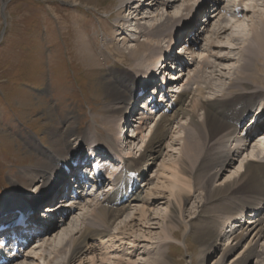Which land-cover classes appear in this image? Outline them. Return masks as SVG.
<instances>
[{"label":"bare ground","instance_id":"obj_1","mask_svg":"<svg viewBox=\"0 0 264 264\" xmlns=\"http://www.w3.org/2000/svg\"><path fill=\"white\" fill-rule=\"evenodd\" d=\"M118 1L120 3L119 8H126L129 12L128 14L131 16L127 20L133 21L141 13L140 11L145 13L144 11L148 9V16L142 18L152 17L154 21H157L156 17L158 14L156 13L158 10H166L170 3H172L171 7H174L175 10V5H179L178 2L180 0ZM206 1L209 4L211 3L209 7L213 10L208 15V22L216 17L218 18L217 21H219L222 17L218 14L220 1ZM256 1L251 8L244 6L243 10L241 9V14L244 15L245 12H249L252 8H255ZM207 2L204 3L206 4ZM240 2L242 3L244 0ZM197 3H200V0H194V4L187 5L183 10L179 9L182 7V4H180L177 11L175 10V15L172 16L168 13L161 14L162 17H159L160 21L149 25L140 23L138 20L131 24L134 25L133 28L138 37H123L117 40L121 44L117 48V51L121 54L120 58L124 63L129 64V66L126 68H119L117 65L111 67V71L108 74L110 80L108 87L105 88V97L107 98L104 99V105L97 110V114L93 118L94 123L89 128L91 130L82 131L73 125V123H66L61 131L67 136H72L71 138L76 139L73 144L66 138L63 141L62 139L53 141L52 148H49L50 150L43 156L44 160L40 161L37 165L26 167L23 171L24 175L29 179V184L27 183L29 186L25 190H29L33 185H36L33 191L29 192L25 197L23 196V200L40 205L42 204L41 202H50L58 190H60V185H55L54 178L61 176L63 171L61 166L69 163L74 158V155L82 156L85 154L87 144L89 146L94 142L97 143L98 147H106L107 150L112 151L111 156L107 157L109 160L117 156V160L112 161L116 167L111 170L108 176V178L113 176V180H108V188L106 190L98 188L96 191L91 192L93 194L90 197L86 198L79 192V198L76 200L67 198L66 201H63L59 205L57 203L49 204L44 208V212H53L50 217L45 216L47 217L45 222H50L47 225V229L57 224H62L59 223L61 219L63 222L68 216H73L75 213L73 210L90 208L79 219L82 226L74 228V230L73 228L69 229V234L66 237L67 251L69 252L67 257L68 264H170L167 251L170 248L171 242L180 243L187 249L186 241H180V239L178 240L175 237V228L178 226L177 223L180 222L179 220L183 214L181 202L184 199L182 195L181 200L180 192L185 193L186 190L183 187H192L191 184L193 182L196 183V185H194L195 183L193 184V192L198 191L201 185L200 187L204 194L201 199L203 201L201 204L203 207L201 211V223L198 229L192 233L199 245L198 253L200 259L204 262L205 258L209 256V252L217 247L218 239L222 240L226 238L225 246L221 249L217 259L212 264H221L225 256L238 246L241 249H239L238 254L228 264H248L250 258H252L251 260L255 259L254 264L264 262V212H262V202H264V180L262 179L264 175V157L260 156L263 153L262 151H264V121L261 119L264 116L263 101L258 106L261 110L257 113V124L245 133L241 130L236 133L237 124L242 120L244 114L248 113L256 102V99L261 98L264 100V15H261V13L254 14L255 16L250 20L252 22L249 29L250 36L246 41V45H244V49H242L243 56H240L243 57V62L238 68H233L232 78L222 83V89H218L220 92L218 91L213 96H209L205 92V89L208 87H210V90L214 89L212 81L214 76H211L210 84L206 86L200 79L199 74L196 73L197 71L193 72L192 75L189 72L190 66L195 62L194 55L196 52L190 51V44L193 45L195 41L192 34L197 35L196 31L193 32L195 11H197V8L200 10L204 7L202 3L198 5ZM4 5L5 0H3L1 10H3ZM144 7L145 10L143 9ZM122 20L126 21L125 19ZM214 26L212 28L214 40L207 41L208 55L199 61L200 71L202 72L203 68H210L211 74H214L218 70V65L209 59L210 56L215 58V60H222L217 53H212L211 49L219 47V45H216L215 40L227 30L225 26ZM216 26L218 27L216 28ZM129 30H132V28ZM117 31H120L117 34L122 36L128 29H126V26H118ZM184 33L185 36L179 46H186L183 49V53L188 52V55L193 60L192 62L185 61L182 57L173 60L171 55L168 56L164 52L168 48H172L173 43L180 41L181 35ZM188 35L192 36L189 37V40H186ZM229 38L239 40L237 34L231 33ZM128 43L130 44L127 45ZM222 47L220 46V48ZM231 52L232 50L228 51L227 55ZM154 59L156 62L158 60L162 62L161 72L169 61H171L172 65L181 68H177L178 76L174 74L170 76V73H168L169 82L163 78L165 84L172 82L173 84L170 86L174 88L181 87V90H179V93L173 99L175 108L171 114L159 113L158 118L153 124L154 127L151 128L150 126L148 134L144 136L142 133L144 131L143 127L149 124L151 117L149 115L140 116L136 113L135 118L129 119L131 122L126 117L129 106L135 102L133 98L137 89L136 78L144 76L145 80L143 79V84L145 85L151 83L152 78H154V75H152ZM196 64L198 65V62ZM184 71H187L189 74L187 75L186 73L185 75ZM223 77L226 79L227 76L223 75ZM186 78L188 79L186 80ZM165 93V98L169 101L167 95L169 93L166 91ZM169 95L171 97L174 96ZM199 111H201V119L196 118ZM255 112H258V110H255ZM178 118L179 121L182 118H189L188 126L180 125L181 128L187 129L183 145L179 150L182 158L180 161L199 151L198 154H201L200 161L203 166L200 165V167L202 169L200 167L196 170L194 169L196 161L199 158L197 155V158L190 156V159H187V161L192 162L190 165L192 168H190L191 170L189 169L190 174L187 177L183 174L186 168L179 167L180 163H166L167 161L163 164L161 163L164 169V177H157L156 180L158 182L153 183V187H147L144 191V196H140L139 194L142 192L141 186L136 187L138 191L129 199V205L130 202H139V207L136 209L135 204L132 205L130 207L131 211L133 209H136V211L126 215L129 220L126 219L127 221H124L117 228V232H111L110 227L112 223L127 209L122 204L115 205V193L109 191L113 182L119 181L123 176L122 170L118 169L119 164L123 163L122 167L127 171L133 170L146 157L147 159L143 164L144 167L141 168L138 175L143 180L150 170V164H152L149 160L150 156L157 160L163 154L161 149L163 144L162 148L172 147V144L168 142V135L172 129V124ZM122 120H124L123 123H121ZM248 124L251 125L249 121ZM97 126L100 129L108 128L109 133L105 131L106 134H102ZM125 126L131 129V134H128L129 132ZM118 127L122 130L123 142L127 144L125 147L117 143L118 135L114 132ZM112 128L114 129L113 133ZM190 130H193V132ZM259 135L261 136L260 141L258 143L255 142L256 145L250 144ZM198 137L201 139L200 143H198ZM137 146L139 147L138 149ZM248 146H253L251 151L253 158L247 155L246 148ZM242 151L246 155L243 172L239 173L235 171L237 174H233L226 182L214 185L213 183L216 181L219 171L224 169L225 164H232L236 158L240 157L243 153ZM192 158L195 160H192ZM117 170L120 171L118 172ZM146 184L148 183L145 181L144 186ZM22 187V185H19L17 189L22 190ZM166 191L168 193H165ZM170 197L175 200L179 209ZM7 199L9 203L12 200H18ZM155 201L158 204L165 205L163 207H156L157 205H155L159 216L160 212L164 215L160 216V221L157 219V222L150 223L153 218L150 217L149 208H152ZM5 202L6 200L0 202L1 212L8 211L12 207L14 209L13 204L3 205ZM221 213L224 215H221ZM244 213L247 220L243 224L236 226L239 221L234 223V221L232 222V218L235 219L234 216ZM71 222H68V224H71ZM149 223L157 224L156 228H159L161 232L157 234L153 233L150 228L155 227L148 228L147 226H151ZM66 226L68 225L66 224ZM233 227L235 228L231 230ZM47 229L40 230L38 234L34 235L41 242L40 247L52 245V242L56 241L55 238L57 236L63 240L64 237L60 233L53 232L51 234L45 232ZM61 231H65L66 233V228H61ZM74 231L77 235L73 233ZM96 239L98 240L96 241ZM60 251L64 252L66 250L60 249ZM34 252L27 250L21 256L23 262L17 260L9 264H36L37 257L42 258L43 253L41 252L40 256L35 257ZM84 260H86V263H81Z\"/></svg>","mask_w":264,"mask_h":264},{"label":"rangeland","instance_id":"obj_2","mask_svg":"<svg viewBox=\"0 0 264 264\" xmlns=\"http://www.w3.org/2000/svg\"><path fill=\"white\" fill-rule=\"evenodd\" d=\"M246 1L248 0H244L243 2L244 6H247ZM255 1L251 2L247 7L251 8L255 4ZM2 4L3 0H0V202L2 200H6L7 202V198L24 199L29 192L36 188V185H33L30 188L31 190H25L29 186L27 185V183L29 184V179L24 175L23 171L26 167L37 165L40 161L44 160L43 154L52 148L53 141L61 139L63 141L66 138L73 144L76 140L61 131L66 123H73V125L82 131L91 130L89 128L94 123L93 118L97 114V110L104 105V99L107 98L105 97V88L108 87L110 80L108 74L111 71V67L117 65L119 68H126L129 66V64L124 63L120 58L121 54L117 51V48L121 44L117 40L123 37H138L133 28L134 25L131 24L137 22V20L140 23H145V25L160 21L161 14H166L171 9L168 8L165 12L164 10H158L156 13L158 14L156 17L157 21H154L152 17L142 18L148 16V9L144 11L145 13L140 11L141 13L133 21H130L127 20L131 17L128 14V10L124 7L119 8L120 3L118 0H5L4 8L1 10ZM143 9L145 10V7ZM260 13L264 15V0L256 1V7L252 8V13H247V15L245 13L244 17H240L235 22L228 20L232 25L231 30L228 28L225 31L226 33L224 32L215 40L216 45H219L218 48L211 49L212 53H217L222 58V60H215V58L213 59L210 56L209 59L218 65V70L214 74H211L210 68H203L201 72L199 64L200 59L202 60L208 55L207 41L214 40V36L212 37L214 32L210 29L212 32L210 35L208 29L204 36L198 38L197 45L194 46V49L197 51L195 55H197H194L195 62L190 66L189 72L192 75L193 72L197 71L196 73L199 74L200 79L206 86H209L210 78L212 75L214 76L212 79L214 89L210 90V87L205 89V92L209 96L218 93L223 87L222 83L232 78L233 68H238L243 62V57L240 56H243L242 49H244V45H246V41L250 36L249 29L252 23L250 20ZM216 20H218L217 17ZM216 20L214 23H211V19V25H218L216 24L218 22ZM118 26H126L128 31L120 36L117 34L120 32L117 31ZM197 27H200V24ZM131 28L132 30H129ZM199 29H202V26ZM230 32L237 34L239 40L230 39ZM192 35L193 39L196 40L199 33L197 32L196 36ZM206 38H208L207 41H205ZM186 39L189 40V38ZM220 46L226 48H220ZM230 50L232 52L227 55ZM187 53H183L182 58L184 60H187L184 55L189 56V53ZM197 57H199L198 60H196ZM229 59L231 60L224 61ZM188 60H190L189 62L193 61L190 56ZM153 62H156L155 59ZM196 62H198V65ZM194 68L195 70H193ZM117 70L114 71L118 72ZM185 72L187 73V71ZM223 75L227 76L226 79ZM140 78L144 79V76ZM257 99L256 106L254 107H257L259 100L260 103L261 101L264 102L261 98ZM248 115L243 122L248 119ZM197 116L196 118L201 119V111L198 112ZM261 119L264 121V116ZM248 121L249 119L247 123ZM188 122L189 118H182L180 121L179 118L175 120L174 125L172 124L174 126L173 130L171 129L168 135V142L172 144V147L162 148L163 144L161 147L163 154L157 160L150 156L149 160L152 164H150V175L148 174V176H150L151 182L149 183L150 179H146L148 184L144 189L141 188L142 192L139 193L140 196L145 195L144 191L147 187H153V183L158 182L156 180L157 177H164V169L161 163L163 164L166 161V163H180L179 167L186 168L183 173L186 177L189 176L190 168H192L190 166L192 162L187 161V159H190V156H195L194 158L199 157L194 169L196 170L200 167L201 154H198L199 151L180 161L182 158L179 150L183 145L184 136L187 131V129L181 128L180 125L188 126ZM149 128L150 126L143 133L144 136L148 134ZM100 130L102 134L109 133L108 128ZM113 130L112 128V133ZM190 131L193 132V130ZM200 141L201 139L198 137V143ZM250 144L253 145L255 142H250ZM138 146L137 149L139 148ZM247 148V155L253 158L251 152L253 146H248ZM137 149L135 148V150ZM262 152L260 156L264 157V151ZM194 158L192 160H195ZM146 159L144 157L143 164ZM245 159L246 155L243 152L232 164H225L224 169L219 171V175L213 184L217 185L226 182L233 174H237L235 171L242 173ZM262 179L264 180V175ZM194 183L191 184L192 187H183L186 190L185 193L179 191L181 200L182 195L184 199L181 202L183 214L179 220L180 222L177 223L178 226L175 228V237L178 240L180 239V241H186L187 249L180 243L171 242L170 248L167 251L170 264H212L226 244V238L222 240L218 239L217 247L209 252V256L205 258L204 262L200 259L198 253L199 245L192 233L198 229L201 223V211L203 208L201 205L203 201L201 199L204 194L201 190V185L198 191L193 192L194 185H196ZM19 185L23 186L22 190L17 189ZM165 193L168 192L166 191ZM171 200L178 206L175 200ZM132 203L131 205H125V207L129 208L114 221L115 223H112L111 229L115 231L124 221L129 220L126 215L133 213L139 207V202ZM132 205L136 209L131 211L130 207ZM155 205H157L156 207L165 206L156 202L152 205V208H149L150 217L153 218L150 223L160 221V216L164 215L160 212L159 216ZM177 208L179 209V206ZM83 210L85 208H82L80 211ZM80 213L75 212V218L73 217L74 223L84 215V211L82 212V216ZM221 215L224 214L221 213ZM68 219H66L65 223L63 221L60 224L61 227L53 228L54 233H60L65 239L63 238L62 240L61 237L57 236L55 238L56 241H54L55 243L52 242V245L44 246L45 248L43 246L40 247L41 242L36 243L35 246L34 244L32 245L33 248L31 247L30 250L35 251L33 253L35 257L40 256L41 252L44 255L42 258L37 257L36 264H49V262L50 264H68L67 257L69 252L67 251L66 237L69 234V229L73 228L74 230L75 228V224H68V222L72 221V218L70 221ZM150 225L147 227H155L150 228L153 233L157 234L161 232L159 228H156L157 224ZM64 227L67 234L65 231L60 232V229ZM60 249L66 251L62 252ZM239 249L241 247L238 246L228 253L221 264H228L238 254ZM251 259L248 261V264H254L255 259ZM81 263H86V260ZM258 264H264V262H259Z\"/></svg>","mask_w":264,"mask_h":264}]
</instances>
